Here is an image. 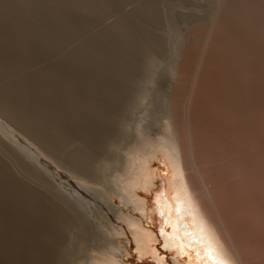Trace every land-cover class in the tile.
Instances as JSON below:
<instances>
[{"label": "bare ground", "instance_id": "6f19581e", "mask_svg": "<svg viewBox=\"0 0 264 264\" xmlns=\"http://www.w3.org/2000/svg\"><path fill=\"white\" fill-rule=\"evenodd\" d=\"M93 2V49L79 53L93 76L80 79L79 110L68 114L75 130L44 101V75L33 99L0 59V233L36 215L75 232L58 264H116L88 196H107L135 234L111 198L129 204L143 170L155 172L150 160L165 155V247L197 264H264V0Z\"/></svg>", "mask_w": 264, "mask_h": 264}, {"label": "rangeland", "instance_id": "374dc122", "mask_svg": "<svg viewBox=\"0 0 264 264\" xmlns=\"http://www.w3.org/2000/svg\"><path fill=\"white\" fill-rule=\"evenodd\" d=\"M92 2L93 0H0V59L9 68L17 67L13 76L31 86L29 93L33 99L40 97L36 92H39L42 82L36 75H44V82L51 86V91L44 93L43 99L58 115L57 121L61 129L66 126L74 130L77 128V122L68 114L77 113L79 110L80 79L87 76L92 81L93 70L89 66L90 69L86 68L85 71L88 72L85 74L80 66L83 57L79 56L86 48L91 52L94 45L95 36L91 31L93 29L94 32L93 26L96 28V22L93 20ZM86 29L91 36L84 31ZM86 35L90 38L87 43ZM59 95L70 97V103L64 105ZM166 158L164 155L162 158L150 160L148 167L155 172L151 175L148 168L143 170L144 180L132 187L134 195L129 204L124 205L117 196L111 198L129 215L131 227L137 231L135 234L129 231L126 222L118 218L117 214L108 211L105 204L107 196H88L90 201L87 200L86 204L89 202L90 206L87 207L92 208L90 210L97 214L95 219L99 226L110 232L114 239L116 264H159L160 260L165 261V264H175L176 258H179L178 264H197L186 253L179 254L165 247L162 232L165 229L172 231L158 202L164 189L162 176L167 181V193L171 200L174 195V170ZM107 175L111 177L109 172ZM48 209L44 211H51ZM40 221L33 215L27 219V224L19 221L17 235L12 231L0 233V264H58L66 256L67 250L72 247L75 232L59 229L52 222ZM20 224L24 227H20ZM30 226L31 233L27 230L31 229ZM50 239L54 241V246ZM59 240H62L61 244ZM7 242L13 243L19 249L4 247ZM69 257L68 264H77L75 258L72 260V256Z\"/></svg>", "mask_w": 264, "mask_h": 264}]
</instances>
